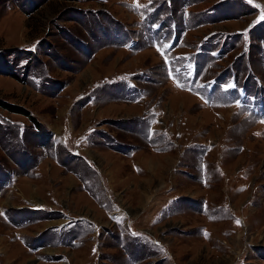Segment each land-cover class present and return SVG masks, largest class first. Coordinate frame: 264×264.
I'll use <instances>...</instances> for the list:
<instances>
[{
  "label": "rangeland",
  "instance_id": "obj_1",
  "mask_svg": "<svg viewBox=\"0 0 264 264\" xmlns=\"http://www.w3.org/2000/svg\"><path fill=\"white\" fill-rule=\"evenodd\" d=\"M0 264H264V0H0Z\"/></svg>",
  "mask_w": 264,
  "mask_h": 264
}]
</instances>
